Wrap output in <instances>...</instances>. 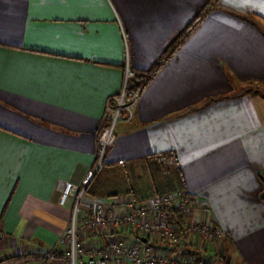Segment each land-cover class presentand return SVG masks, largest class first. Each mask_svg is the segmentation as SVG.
Returning <instances> with one entry per match:
<instances>
[{
  "label": "crops",
  "instance_id": "0c3cea01",
  "mask_svg": "<svg viewBox=\"0 0 264 264\" xmlns=\"http://www.w3.org/2000/svg\"><path fill=\"white\" fill-rule=\"evenodd\" d=\"M158 64L96 178L127 185L100 199L95 180L87 204L160 196L151 171L174 153L163 191L186 190L190 219L227 232L216 243L185 236L186 250L214 264H264V0H0V264L43 263L70 222L67 185L96 166L126 70Z\"/></svg>",
  "mask_w": 264,
  "mask_h": 264
},
{
  "label": "built area",
  "instance_id": "2783aa9c",
  "mask_svg": "<svg viewBox=\"0 0 264 264\" xmlns=\"http://www.w3.org/2000/svg\"><path fill=\"white\" fill-rule=\"evenodd\" d=\"M134 77V71L128 68L121 94L107 106L97 137L95 168L81 184H68L64 191L62 204L71 203L70 222L57 245L42 256V264H56L59 258L63 264H214L196 252L187 251L185 236L198 235L205 243H216L225 239L227 232L192 221L193 198L184 189L142 202L129 196L107 202H86L89 188L104 168L108 152L117 143L119 124L134 117L140 94L130 98L127 92L128 83ZM160 162L167 168L174 164L166 155L160 156ZM116 232L119 236L102 245L87 243L90 237ZM127 233L135 235L136 240L129 241ZM141 238L148 242L143 243ZM161 244L177 246L178 251L164 252L159 247ZM26 264H32V260Z\"/></svg>",
  "mask_w": 264,
  "mask_h": 264
},
{
  "label": "trees",
  "instance_id": "16d2710c",
  "mask_svg": "<svg viewBox=\"0 0 264 264\" xmlns=\"http://www.w3.org/2000/svg\"><path fill=\"white\" fill-rule=\"evenodd\" d=\"M203 20L202 14L199 15L191 25L187 27V29L178 36L167 48V51L165 52L166 59H169L173 55L177 53L179 48L183 45V43L186 41V39L194 32V30L199 26L201 21ZM162 65L158 64L153 69L149 71H134L135 77L131 79L128 83L127 92L129 97L131 98L134 95L141 94L142 91L150 84V82L153 80L155 75L158 73ZM169 157V159L174 160L173 167L165 166L166 172L171 173L174 172L176 174V167H177V156L174 153H167L165 154ZM161 163V162H160ZM163 164V163H162ZM162 167V166H161ZM173 168V169H172ZM99 175V174H98ZM178 175V174H177ZM97 178V177H96ZM95 178V180H96ZM94 180V181H95ZM94 183V182H93ZM92 183V184H93ZM92 186V185H91ZM90 190V188H89ZM175 191V190H174ZM89 192V191H88ZM172 192V191H171ZM264 199V196H263Z\"/></svg>",
  "mask_w": 264,
  "mask_h": 264
},
{
  "label": "rangeland",
  "instance_id": "374dc122",
  "mask_svg": "<svg viewBox=\"0 0 264 264\" xmlns=\"http://www.w3.org/2000/svg\"><path fill=\"white\" fill-rule=\"evenodd\" d=\"M170 167H173V166L170 165ZM104 168H105V165H104ZM151 173L154 177H156V179H158L159 189L162 191L160 195H165L166 193L171 192V191L164 192L170 186L168 184L170 175L166 173L165 166L162 163H160V167L153 165ZM108 177H109V172H103L102 175L98 178V180H96L95 185L93 186V189H92V193L95 194L97 198L101 199L102 194H106L110 190H113V189L117 190L116 187H118L120 184L127 185L126 184L127 181L123 180V178L121 180L122 182L109 184ZM86 202H87V198H86Z\"/></svg>",
  "mask_w": 264,
  "mask_h": 264
},
{
  "label": "water",
  "instance_id": "95a60500",
  "mask_svg": "<svg viewBox=\"0 0 264 264\" xmlns=\"http://www.w3.org/2000/svg\"><path fill=\"white\" fill-rule=\"evenodd\" d=\"M140 240H141L143 243H147V242H148V240L145 239V238H141Z\"/></svg>",
  "mask_w": 264,
  "mask_h": 264
}]
</instances>
